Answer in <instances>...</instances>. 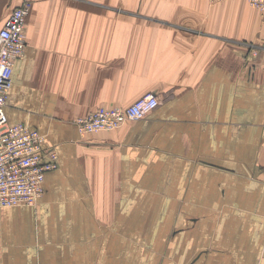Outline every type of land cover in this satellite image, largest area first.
I'll return each instance as SVG.
<instances>
[{"label": "crops", "instance_id": "obj_1", "mask_svg": "<svg viewBox=\"0 0 264 264\" xmlns=\"http://www.w3.org/2000/svg\"><path fill=\"white\" fill-rule=\"evenodd\" d=\"M24 0H0V30ZM10 123L58 154L0 209V264H264V15L246 1L30 0ZM155 93L116 131L73 121Z\"/></svg>", "mask_w": 264, "mask_h": 264}, {"label": "built area", "instance_id": "obj_2", "mask_svg": "<svg viewBox=\"0 0 264 264\" xmlns=\"http://www.w3.org/2000/svg\"><path fill=\"white\" fill-rule=\"evenodd\" d=\"M242 1L264 15V0ZM31 6L30 0H24L11 11L0 30V209L35 207L44 194L47 174L58 167V154L45 147V136L23 123H10L6 112L14 68L27 49L26 21ZM159 105L158 96L148 93L127 107H100L73 123L83 135L114 131L144 119Z\"/></svg>", "mask_w": 264, "mask_h": 264}, {"label": "rangeland", "instance_id": "obj_3", "mask_svg": "<svg viewBox=\"0 0 264 264\" xmlns=\"http://www.w3.org/2000/svg\"><path fill=\"white\" fill-rule=\"evenodd\" d=\"M146 94H148V93H146ZM146 94H145V95H146ZM154 94H155V93H154ZM143 96H144V95H143ZM143 96H141V97H143ZM141 97H140V98H141ZM136 101H137V100H136ZM101 107H107V106H101ZM114 107H116V106H114ZM117 107H120V106H117ZM126 107H127V106H126ZM99 108H100V107H99ZM99 108H98V109H99ZM95 111H96V110H95ZM153 112H154V111H153ZM121 128H122V127H121ZM114 131H116V130H114ZM101 132H103V131H101ZM107 132H109V131H107ZM98 133H99V132H98ZM91 134H93V133H91Z\"/></svg>", "mask_w": 264, "mask_h": 264}]
</instances>
